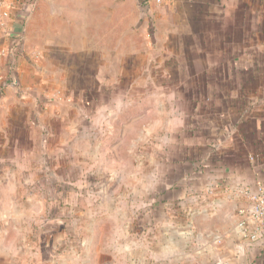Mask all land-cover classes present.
<instances>
[{
	"label": "crops",
	"instance_id": "1",
	"mask_svg": "<svg viewBox=\"0 0 264 264\" xmlns=\"http://www.w3.org/2000/svg\"><path fill=\"white\" fill-rule=\"evenodd\" d=\"M0 2V264H264L238 233L264 187V0ZM84 138L145 170L113 226L82 222Z\"/></svg>",
	"mask_w": 264,
	"mask_h": 264
},
{
	"label": "rangeland",
	"instance_id": "2",
	"mask_svg": "<svg viewBox=\"0 0 264 264\" xmlns=\"http://www.w3.org/2000/svg\"><path fill=\"white\" fill-rule=\"evenodd\" d=\"M101 139L104 140V143L97 147L93 138H84V143L77 146L80 151L69 153L75 162V164H72L74 167L71 169V173L69 172V175L84 179L78 185V190L82 189L84 193V207L88 208L89 212L94 209L93 214L82 218L83 224L113 226L116 218L121 222L125 218L123 215H111L109 212L113 210L112 206L114 205L121 210H128L124 206L123 194L131 191V196H128L126 200L132 202L131 208H133L137 193L141 190V180L145 175V170L141 167V164H129V162L128 164H123L125 163L124 159H128L123 152V148L121 147V152L116 151L113 153V148H108L109 143L112 144L111 139ZM133 155L134 153L132 157ZM82 158L83 163L79 164L77 161ZM134 160L136 158L134 159L133 157L132 161ZM117 161L119 163H115ZM147 165L150 181V178L154 177L155 172L154 169L150 168L149 164ZM92 193H94L93 198L91 197Z\"/></svg>",
	"mask_w": 264,
	"mask_h": 264
},
{
	"label": "built area",
	"instance_id": "3",
	"mask_svg": "<svg viewBox=\"0 0 264 264\" xmlns=\"http://www.w3.org/2000/svg\"><path fill=\"white\" fill-rule=\"evenodd\" d=\"M156 2L159 3L160 0ZM243 195L249 205L238 210L241 217L238 233L250 244L264 242V187L259 186L253 192L246 190Z\"/></svg>",
	"mask_w": 264,
	"mask_h": 264
}]
</instances>
